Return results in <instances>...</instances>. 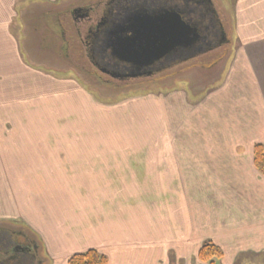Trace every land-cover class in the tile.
Masks as SVG:
<instances>
[{
	"label": "crops",
	"instance_id": "0c3cea01",
	"mask_svg": "<svg viewBox=\"0 0 264 264\" xmlns=\"http://www.w3.org/2000/svg\"><path fill=\"white\" fill-rule=\"evenodd\" d=\"M29 1L0 0V90L14 97L0 99V220H22L37 234L47 264H67L71 255L90 249L106 254L109 264H169L170 246L183 244L185 250L192 239L196 246L204 233H216L208 238L214 242L224 233L221 241L234 245L233 225L244 214L246 192L252 197L259 192L264 201V176L254 165V144H264V0L232 5L236 42L230 67L222 85L202 99L209 103L210 129L207 120L205 129L199 120L187 134L177 126L174 133L165 124L171 118L162 113L161 144L135 142L138 125L146 127L148 120L132 112L131 98L106 104L77 87L88 95L80 101L98 105L93 117L103 118L99 126L115 120L135 126L127 135L132 142L121 143L117 137L110 142L113 133L103 128L90 134L68 125L57 130L60 118L42 119L45 114L34 111L41 101L35 86L27 95L38 94L33 98L16 92L37 69L25 63L22 45ZM7 89H15L14 95ZM195 104L187 106L197 109ZM43 120L54 128L42 127ZM17 121L32 123L20 129ZM169 138L175 143H167ZM200 189L205 191L197 193ZM261 206L252 205L264 211ZM257 237L255 246L264 247V228Z\"/></svg>",
	"mask_w": 264,
	"mask_h": 264
},
{
	"label": "rangeland",
	"instance_id": "374dc122",
	"mask_svg": "<svg viewBox=\"0 0 264 264\" xmlns=\"http://www.w3.org/2000/svg\"><path fill=\"white\" fill-rule=\"evenodd\" d=\"M72 1L74 0H56L52 3L50 0H32L28 2V5H26L25 9H27L28 12L30 10H34L35 13L37 11L42 13L43 11H46V8L54 9L69 4ZM218 1L225 12H227L232 28L231 50L226 55L221 57L218 54L213 53L205 56L201 55L199 57L187 58L183 63L177 65L174 64V67L171 66L172 68L170 67L167 69L164 72L165 76H160L157 79L151 80L149 82L137 83L132 87L125 89H98V87L89 85L87 83L88 80L84 78L83 74L80 72L66 66V64H60L61 62L59 60V62L56 61L52 55H43V50L41 49L40 44L39 46L35 44L38 41L35 37L36 32L34 30L32 31V27L28 25L25 33V41L22 43L25 52L24 61L26 63V60H28L37 69L34 70V78L26 75L24 80L25 86L19 88L16 90V92L22 95L21 97L33 98V96H37L38 94L32 96L27 95H31L34 92L33 86H35V93H40L37 98L41 97V101H39V109L35 107L34 111H40L42 115L45 114L42 119L50 115L51 117L56 115L57 118H60L61 120L57 121V126H55L57 130H67L68 128L66 125L75 131L84 129L85 133H89L91 130L98 128H103L105 129L103 132L107 130V133H113V135L110 137L111 139L109 138L110 142L118 138L122 140L121 143H131V138H127V135L129 132H133L132 130L135 129V126L130 122L129 128L123 127L118 125L117 120L109 123V125L106 123V125L99 126L103 118L93 117L99 113V111L96 110V108H99L98 105H94V107H92L86 105L84 100L80 101L82 97H87L88 95L86 96V93L83 91V89L77 88L78 86L85 87V89H88L99 102L101 101L102 103L106 104L117 103L120 100L131 98L133 101L129 103L128 106L132 107V112L141 113L146 116L148 120V125L146 127L144 122L138 125V129L136 131L137 138L135 139L137 144L163 143V141L166 139L164 134L166 129H164L162 125V113H164L166 117L171 118V120L167 121L168 125L167 122H165L166 126L169 127L171 132L174 131L175 133L177 126V130L180 129L182 132L185 130L184 132L187 134L189 132H187V130L198 128L199 120L201 121V128L203 129H205L204 123L205 120H207V127L210 129L209 103H203L202 99L208 94L210 89L217 88L222 85L221 83L223 82L225 74L230 67L231 55L236 42V25L234 20V9L232 6L235 0ZM36 5H42L46 7L36 8ZM40 41L41 40H39V43ZM35 48L38 49L37 52ZM5 92L9 96H13L15 89H7ZM1 98L14 97L5 96L4 92L0 90V99ZM140 98L146 99L136 100ZM194 103H196L195 105H197V109H193L192 106H187V104ZM135 106L137 107L135 108ZM132 112H130L131 114L129 117L134 115ZM126 114L129 113L126 112ZM139 115L140 114H136L135 121ZM107 120L110 121V119ZM178 120L180 121L177 122ZM94 121H96L95 125L93 124ZM13 123L16 127L18 126L17 128L28 129L30 126L27 124L32 122L17 121ZM48 124V121H41L42 127H46V129L49 127L54 128L52 126H48ZM114 134L116 136H114ZM71 135L72 134H69L68 136L71 137ZM94 136L100 137L99 134ZM156 137L159 138L157 139ZM78 138L79 137L75 138V140ZM85 138L88 142L91 140L90 136ZM58 140L60 143H62L63 138L61 139L59 136ZM167 141H169L167 143H175V138H169ZM6 142H8V139H6ZM204 191L205 190L200 189L197 191V193ZM260 196L262 195L256 191L254 197H252L251 193L248 195L246 192V197L248 200L247 206L243 207L244 214L241 218H237V220H235L236 223L233 225L235 228L233 235L237 238V242L234 245H229L226 241H221L225 238L224 233L217 234V242H213L223 252L222 259H216L218 263L264 264V247L255 246V242L258 240L257 236L259 235L260 228H264V219L260 217L264 215V211H258V207L262 208L261 204L264 203V201L261 202ZM254 204L258 206L257 211L252 207ZM248 212L249 214H247ZM0 224L26 227L22 220L15 219H2L0 220ZM222 226L220 228H222ZM213 236H216V233H204L199 235L196 246L193 244V240L195 241L196 239H192L190 241L191 243H189L191 245L185 250L182 249L183 244L177 243L174 246H170L168 251L169 264H172L171 259H173L174 264H206L199 260L198 252L202 244L207 241L208 238ZM188 242L189 241L183 243L186 246L189 245ZM139 251L140 250H138V252ZM70 257L67 258V264ZM19 262V260H9L6 262V264H18ZM25 262L20 264H30L28 261Z\"/></svg>",
	"mask_w": 264,
	"mask_h": 264
},
{
	"label": "flooded vegetation",
	"instance_id": "af4514ba",
	"mask_svg": "<svg viewBox=\"0 0 264 264\" xmlns=\"http://www.w3.org/2000/svg\"><path fill=\"white\" fill-rule=\"evenodd\" d=\"M169 12L195 30V41L141 64L113 53L107 42L109 29L124 38L135 19ZM25 18L36 32L35 44H40L43 55H52L60 64L80 72L98 89H125L149 82L187 58L213 53L223 57L232 45L229 17L218 0H74L42 13L28 12ZM28 228L0 224V264L9 260H19L18 264L50 262L38 235Z\"/></svg>",
	"mask_w": 264,
	"mask_h": 264
},
{
	"label": "water",
	"instance_id": "95a60500",
	"mask_svg": "<svg viewBox=\"0 0 264 264\" xmlns=\"http://www.w3.org/2000/svg\"><path fill=\"white\" fill-rule=\"evenodd\" d=\"M135 19L126 30L127 36L116 37L109 29L107 42L121 59L144 63L157 59L177 46H187L197 38L195 30L173 12Z\"/></svg>",
	"mask_w": 264,
	"mask_h": 264
},
{
	"label": "trees",
	"instance_id": "16d2710c",
	"mask_svg": "<svg viewBox=\"0 0 264 264\" xmlns=\"http://www.w3.org/2000/svg\"><path fill=\"white\" fill-rule=\"evenodd\" d=\"M254 165L260 174L264 176V144L254 145ZM222 250L212 241H205L199 249L198 258L206 264H220L218 259H222ZM217 259V260H216ZM68 264H109V258L104 253L95 249L77 253L68 259Z\"/></svg>",
	"mask_w": 264,
	"mask_h": 264
}]
</instances>
